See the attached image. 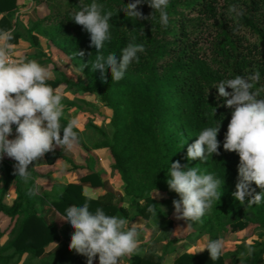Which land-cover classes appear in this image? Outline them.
<instances>
[{"label":"trees","instance_id":"1","mask_svg":"<svg viewBox=\"0 0 264 264\" xmlns=\"http://www.w3.org/2000/svg\"><path fill=\"white\" fill-rule=\"evenodd\" d=\"M43 1L37 0L36 4ZM92 2L68 0L66 10L52 12L25 25L16 16L18 0H0V33L10 32L12 44L23 40L36 48L40 46L39 36H48L51 44L71 59L80 74L74 79L55 68V78L48 84L54 90L65 85L76 94L97 96L111 111V136L90 123L101 136L94 148L109 150L112 174L122 180L124 193L137 210L136 216L160 230L161 238L166 242L162 254L146 251L139 245L138 254L129 256V264H164L175 252V246L186 239L194 243L206 236L208 241L223 240L231 233L243 232L250 227L264 235V203L241 205L233 196L239 156L223 149L232 109L225 106L223 98H218L215 88L221 81L236 76L248 77L259 71L261 79L253 90L264 89V0H170L166 27L160 22L159 12L150 17L153 9L147 3H142L138 10L150 18L137 20L127 18L121 10L134 0H96L104 5L105 11L113 12L110 21L112 39L102 50L105 57L114 53L119 59L123 48L133 38L145 47V53L138 54L140 62H133L121 81L112 82L108 70L107 83L101 80L98 70H91L97 53L90 47V34L73 21V13ZM78 51L85 53L84 58L77 55ZM83 63L89 65L84 72L80 70ZM260 98H264V91L260 92ZM62 102L64 107L75 106L72 101ZM60 122L66 126L70 121L62 117ZM219 122L220 155L205 161H189L187 147L195 142L203 129ZM74 130L78 132L79 145L89 153L82 134L76 127ZM45 157L51 164L63 159L72 169L78 168L59 151L49 152ZM176 161L189 167L197 166L201 172L214 174L225 181L221 187V200L215 202L211 213L202 218L203 222L187 221L191 224V232L186 237L177 235L175 221L160 208L165 203L154 196V192L159 191L179 200L167 185L168 168ZM1 166L5 184L3 189L0 188V215L9 219L12 225L7 242L0 249V264H35L36 260L42 259L46 248L57 241L62 243L56 250L60 260L55 264H87V257L69 250L74 232L70 224L59 227L38 212L37 179L45 178L53 171L41 173L30 168L32 176L24 182L14 175L13 167L7 163ZM85 185L103 188L105 183L101 174L91 172L83 176L80 183L61 186L50 201L52 207L64 216L69 206H82L88 202L90 211L102 208L107 215L127 218V209L115 204L111 193L91 198L85 194ZM11 186L15 188L16 200L9 206L5 198ZM251 187L259 193L255 184ZM149 206L155 207L156 216L148 211ZM247 248L242 246L238 250L246 253ZM256 248L258 253L246 256L239 264H264V243H256ZM94 260L99 262L98 257ZM173 264L228 263L226 253L212 261L204 249L198 253L186 250Z\"/></svg>","mask_w":264,"mask_h":264},{"label":"clouds","instance_id":"2","mask_svg":"<svg viewBox=\"0 0 264 264\" xmlns=\"http://www.w3.org/2000/svg\"><path fill=\"white\" fill-rule=\"evenodd\" d=\"M169 2L134 0L121 10L127 18L137 20L149 19L154 12H159L160 22L166 27ZM142 3L153 9L150 17H144L138 10ZM112 18L113 12L105 11L104 5L96 0L73 13L74 23L90 34V47L96 49L91 70H98L105 83L108 70L112 82H119L133 62H140L138 54L145 53L144 45L137 44L133 38L123 48L119 59L114 53L107 57L102 54L106 42L112 39ZM11 39L10 32L0 33V40ZM11 47L7 43L0 47V160L5 156L14 160V175L27 182L31 178L30 165L53 152L56 146L73 148L79 143V135L74 130V120L66 126L61 125L63 97L48 84L54 73L36 60L10 61L7 50ZM77 55L84 58L85 53L78 51ZM85 68H89L88 63H83L80 70L84 72ZM260 79V72L256 71L248 77L236 76L215 86L218 98H223L225 106L232 109L223 149L239 156L233 196L241 205L246 203L249 206L264 203V98H260L264 89L253 90ZM13 125L16 126L15 138L9 139L13 135ZM220 128L219 122L203 129L195 142L187 147V159L205 161L208 157L220 155ZM168 175L169 190L179 196V200H173L175 218L202 223V218L211 213L215 202L221 200V187L225 181L214 174L201 172L197 166L181 165L179 161L171 163ZM253 184L260 189L259 193L251 187ZM148 211L157 215L154 206H149ZM60 220L69 223L74 230L69 250L87 257V264H93L97 257L99 264H125L126 257L139 252V231L123 216L107 215L102 208L90 211L89 203L85 202L82 206H69ZM205 250L215 261L223 255L224 241L219 238L209 240Z\"/></svg>","mask_w":264,"mask_h":264},{"label":"rangeland","instance_id":"3","mask_svg":"<svg viewBox=\"0 0 264 264\" xmlns=\"http://www.w3.org/2000/svg\"><path fill=\"white\" fill-rule=\"evenodd\" d=\"M37 0H18L19 10L17 12L18 19L22 20L26 24L30 23V12L35 9L40 15V17H45L50 13H57L66 10V5L68 0H44L40 4H36ZM37 7V8H36ZM40 46L39 48H30L25 41H18L15 44L10 43V41H0V47H3L5 43L12 45L9 48V60L20 62L23 60H30V57H38L36 60L42 63H50L48 65L42 64L49 68L51 72L54 73V69L65 73L71 78L78 79L80 77L79 71L72 63L71 59L65 55L62 51L57 49L51 44L48 36H39ZM55 78V74H54ZM53 78V79H54ZM57 93L62 95L63 101H72L75 103L73 107H64V115L68 121H75V127L82 134L83 143L89 147L90 152H86L79 143L71 149H63L59 146L55 147V151H59L63 157H66L72 161L78 168L72 169L71 165L66 163L65 160L59 159L55 163L51 164L48 162L47 158L39 160L37 165H33L35 168L41 169L43 172L47 171L44 169H61L58 173L59 176H52L49 174L47 178H38L37 183L39 186V198H38V212L42 216H46L49 221H58L61 224V218L63 217L59 214L51 205L50 201L54 197L58 189L68 183H78L81 182L83 176L88 175L91 172H97L101 174V178L105 183L102 190L93 191L94 197H99L104 193L108 192L114 197L113 201L115 204L121 205L127 209L129 219V225H135L139 231V245H143L146 251H153L158 254H162L165 248L166 242L161 238V231L151 227L147 220L136 216V208L133 205L131 199L127 197L124 193V184L120 177L113 176L111 165L112 157L108 149H95L94 145L97 143L101 136L90 127V123H94L98 127H101L109 136L112 135V127L110 124L111 112L106 108L100 101L99 97L94 95L82 96L69 91L66 89L65 85H61L56 89ZM15 128L13 125V135L9 139L15 138ZM91 157V161H90ZM2 163H7L14 168L16 163L14 160L5 156L0 160V188L3 189L4 181V169L2 168ZM30 169V168H29ZM72 170L67 176L63 173ZM31 172V171H30ZM62 172V173H61ZM66 175V176H65ZM32 176V173H31ZM48 176V175H47ZM104 192V193H103ZM157 192L159 195H157ZM14 195V188L10 187L6 194L5 203L8 205H13L14 200L11 196ZM10 196V199H9ZM154 196L159 202H164L162 208L166 209V213L169 217L175 221L177 226V235L180 237H186L190 232L191 228L188 227L186 220H178L174 216L173 200L178 198L171 196L165 192H154ZM57 223V224H58ZM58 224V226H60ZM11 222L0 215V238L2 235L9 237V230L11 227ZM224 241V253H226V261L228 264H239L246 256L258 253L259 249L256 248V243H264V235L260 230H254L252 227L239 233L229 234ZM185 243V247L183 246ZM208 243V237H204L202 240L194 243L190 239H186L182 243L175 246V252L169 255L164 264H173L175 259L184 253L186 250L191 252H202L206 244ZM247 246L246 253L238 250L239 247ZM251 249V251H249ZM60 260V256L56 254L53 257H42V259L36 260L35 264H55ZM125 258V264H129Z\"/></svg>","mask_w":264,"mask_h":264},{"label":"crops","instance_id":"4","mask_svg":"<svg viewBox=\"0 0 264 264\" xmlns=\"http://www.w3.org/2000/svg\"><path fill=\"white\" fill-rule=\"evenodd\" d=\"M37 8V7H36ZM17 15V14H16ZM1 17H2V15L0 14V19H1ZM17 18H18V16H17ZM29 18H30V20L32 21V20H37L38 18H41L40 17V15H38V13H37V11L35 10V9H33L31 12H30V16H29ZM22 21V20H21ZM23 22V21H22ZM25 25H28V24H26L25 22H23ZM1 41V40H0ZM4 40H2V42H3ZM21 41H23V40H21ZM25 43H27L28 45H29V43L28 42H25ZM29 47L30 48H32L31 47V45H29ZM111 112V111H110ZM46 158V157H45ZM33 165H36V162H34L33 163ZM33 165H30L29 166V168H33ZM33 169H35L36 171H38V172H41V173H44V172H47V171H53V173L51 174L52 176H59V174L60 173H58L59 171H61V169H56V168H54V169H50V168H48V169H44V170H47V171H42L41 169H39V168H33ZM71 171L72 170H67L66 169V171L65 170H63V173L64 172H67L66 173V175L68 176L69 175V173H71ZM62 173V172H61ZM65 175V176H66ZM47 177H49V175L48 176H46L45 178H47ZM72 183V182H71ZM75 183V182H74ZM78 183H80V181L78 182ZM69 184V183H68ZM11 187H13L14 188V186H11ZM97 190H102L101 188H94V187H92V186H90V185H85V189H84V191H85V194L87 195V196H89V197H91V198H96V197H94V195L93 194H95L93 191H97ZM104 193V192H103ZM105 194V193H104ZM13 199H15L16 200V197H15V188H14V195L13 196H11ZM6 199V198H5ZM9 199H10V196H9ZM15 200H14V202H15ZM7 204V203H6ZM14 204V203H13ZM8 205V204H7ZM9 206H12V205H9ZM9 220V219H8ZM129 220V219H128ZM10 221V220H9ZM11 222V221H10ZM56 223H58V221L56 220ZM67 222H64V221H62L61 222V224H59L60 226L59 227H62L63 225H65ZM10 231V230H9ZM9 235V234H8ZM8 238L9 237H7L6 235H2V237L0 238V249L2 248V247H4V245H5V243L7 242V240H8ZM61 243H62V241H57V242H54V243H52V244H50L47 248H46V252H45V254H44V258L46 257H53V256H56V250H57V248L61 245ZM126 259H127V261H128V257H126ZM93 264H99V262L98 261H93Z\"/></svg>","mask_w":264,"mask_h":264}]
</instances>
